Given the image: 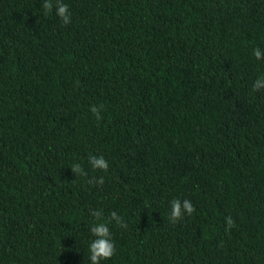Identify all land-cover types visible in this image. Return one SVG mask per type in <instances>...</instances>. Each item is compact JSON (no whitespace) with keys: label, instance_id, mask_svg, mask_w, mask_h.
<instances>
[{"label":"trees","instance_id":"obj_1","mask_svg":"<svg viewBox=\"0 0 264 264\" xmlns=\"http://www.w3.org/2000/svg\"><path fill=\"white\" fill-rule=\"evenodd\" d=\"M0 264H264V0H0Z\"/></svg>","mask_w":264,"mask_h":264}]
</instances>
